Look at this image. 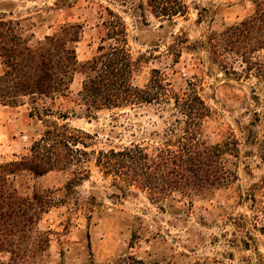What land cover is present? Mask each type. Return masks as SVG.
Masks as SVG:
<instances>
[{"label": "rangeland", "instance_id": "374dc122", "mask_svg": "<svg viewBox=\"0 0 264 264\" xmlns=\"http://www.w3.org/2000/svg\"><path fill=\"white\" fill-rule=\"evenodd\" d=\"M150 2L2 0L0 17L29 18L35 41L58 32L63 24H82L83 38L76 50L79 62H86L97 55L106 37L110 12L119 14L137 62L133 83L148 85L153 70H158L181 96L190 93L193 84L212 110L204 121V137L211 144L238 143L223 159L224 167L236 177L229 185L200 196L174 193L165 202H153L147 193L132 188L124 199H116L112 177L96 166L98 152L133 142L154 146L144 134L159 128L160 120L146 111L136 116L129 109H105L89 117L80 105L85 76L79 68L67 97L47 101L53 112L41 117L44 122L30 116L35 107L30 98L14 107L0 104V164L30 156L45 125L55 123L66 124L87 146L79 148L90 154L84 166L89 178L74 191L65 188L71 178L65 172L39 178L24 173L14 180L23 193L36 192L52 200L53 206L39 222L42 231L52 233L49 257L42 264H104L121 254L162 264H264V162L260 158L264 72H249L240 62H233L226 72L213 62L207 47L192 50L185 45L176 63L172 49L177 36L187 37L190 46L206 43L214 32L249 17L253 6L245 0H184L186 13L171 22L156 18ZM256 56L264 64V50ZM64 114H68L65 121ZM7 258L0 255L3 261Z\"/></svg>", "mask_w": 264, "mask_h": 264}, {"label": "trees", "instance_id": "16d2710c", "mask_svg": "<svg viewBox=\"0 0 264 264\" xmlns=\"http://www.w3.org/2000/svg\"><path fill=\"white\" fill-rule=\"evenodd\" d=\"M245 1L252 4L253 13L222 32H214L206 43L190 46L187 37L177 36L172 46L174 62L179 61L185 45L192 50L207 47L213 62L226 72L233 62L246 65L249 72H264V64L256 56L264 50V0ZM149 7L156 18L171 22L187 11L184 0H151ZM110 15L97 55L86 62H79L76 50L83 38L82 24H63L58 32L35 41L28 29L29 18L0 17V104L14 107L21 99L30 98L35 105L30 116L44 122L41 117L53 112L47 101L55 103L67 97L80 68L85 80L79 100L89 117L105 109H129L136 116L138 111H146L160 120L159 128L144 134L154 146L133 142L98 152L96 166L104 176L112 177L116 199H124L135 188L153 202H165L174 193L200 196L229 185L236 176L224 167L223 159L232 146L237 148L236 140L211 144L204 137V121L212 110L193 84H189L190 93L181 96L165 75L153 70L148 85H135L137 62L129 49L126 22L119 14ZM61 119L67 120L68 114ZM79 145L87 148L66 124L45 125L30 156L0 164V255L8 257L0 259V264H42L43 258L49 257L52 233L42 231L39 222L53 206L52 200L36 192L23 193L14 180L24 173L39 178L53 171L65 172L71 175L65 188L74 191L89 178L84 166L90 154ZM260 146L264 162V141ZM104 264L162 263L121 254Z\"/></svg>", "mask_w": 264, "mask_h": 264}]
</instances>
